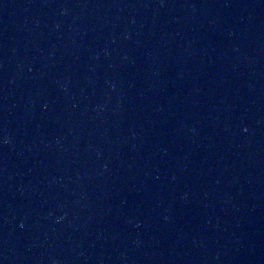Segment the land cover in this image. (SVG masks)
<instances>
[{
	"label": "water",
	"instance_id": "obj_1",
	"mask_svg": "<svg viewBox=\"0 0 264 264\" xmlns=\"http://www.w3.org/2000/svg\"><path fill=\"white\" fill-rule=\"evenodd\" d=\"M0 264H264V0H0Z\"/></svg>",
	"mask_w": 264,
	"mask_h": 264
}]
</instances>
